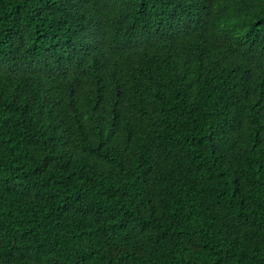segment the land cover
I'll return each instance as SVG.
<instances>
[{
    "label": "trees",
    "instance_id": "16d2710c",
    "mask_svg": "<svg viewBox=\"0 0 264 264\" xmlns=\"http://www.w3.org/2000/svg\"><path fill=\"white\" fill-rule=\"evenodd\" d=\"M0 264H264V0H0Z\"/></svg>",
    "mask_w": 264,
    "mask_h": 264
}]
</instances>
